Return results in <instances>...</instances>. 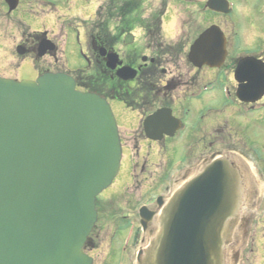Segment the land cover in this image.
Masks as SVG:
<instances>
[{
    "label": "flooded vegetation",
    "instance_id": "obj_1",
    "mask_svg": "<svg viewBox=\"0 0 264 264\" xmlns=\"http://www.w3.org/2000/svg\"><path fill=\"white\" fill-rule=\"evenodd\" d=\"M244 1L194 0L195 13L212 19L194 26L191 37L175 31L193 25L177 17L192 0H0L2 59L16 72L0 78L33 81L42 73H65L77 90L104 98L116 120L119 172L95 201L96 221L83 247L91 264H137L175 190L217 158L236 166L243 191L238 235L233 233L227 247L233 264H242L246 246L249 253L257 249L264 264V22L234 25L231 15ZM74 8L83 17L88 12L83 27H72ZM38 16L47 23L39 26ZM219 18L229 20L225 28ZM59 20L72 35L66 33L61 45ZM214 25L224 38L223 61L195 67L188 61L189 47ZM75 46L84 65L60 67V57L66 63L68 48ZM181 64L191 69L180 71ZM26 68L29 76L21 74ZM234 132L238 145L229 140ZM103 239L106 246L99 245Z\"/></svg>",
    "mask_w": 264,
    "mask_h": 264
},
{
    "label": "water",
    "instance_id": "obj_2",
    "mask_svg": "<svg viewBox=\"0 0 264 264\" xmlns=\"http://www.w3.org/2000/svg\"><path fill=\"white\" fill-rule=\"evenodd\" d=\"M224 44L211 26L188 61L219 66ZM119 140L107 101L71 76L0 78V264L92 263L82 248L96 197L119 172ZM242 197L236 166L213 159L175 190L137 264H225Z\"/></svg>",
    "mask_w": 264,
    "mask_h": 264
},
{
    "label": "rangeland",
    "instance_id": "obj_3",
    "mask_svg": "<svg viewBox=\"0 0 264 264\" xmlns=\"http://www.w3.org/2000/svg\"><path fill=\"white\" fill-rule=\"evenodd\" d=\"M62 1H65V0H62ZM262 1H264V0H245L242 3H239L240 8H238V10H235V12L231 15V19L234 22V25H238L239 28L243 29V28L246 27V25L248 23L247 21H249L251 19H256V21L264 22V11L262 13H260V10H259V7L262 4L261 3ZM255 6H257V7L255 8ZM198 9H199V6L197 4H195L194 0H192L191 3H187L186 4V10L183 11L184 13H181L177 17H178V19L180 18L179 19L180 21L187 20L188 23L191 22L193 25L190 26V28H188L187 25H185L187 27H180L179 26V28L175 31L178 35L179 34H184V35L186 34V35H190L191 37H193L194 34L196 33V31L194 30L195 29L194 26H197L198 24L199 25H201V24L204 25L207 22L211 21L212 18H211L210 15H204V14H199V13L196 14L195 12L196 11L198 12L199 11ZM60 11L61 12H59V14L61 15L63 10L61 9ZM43 13H45V12H43ZM70 14H72V16L76 17V18H71V23L73 24L72 27L75 26V28H78L80 26L83 27V25H84L83 21L87 19V22H88V20H90L87 17L88 12L83 17V11H81V9L80 10H76L74 8V10H72L70 12ZM38 18H40V19H38V22H37L39 26H43L44 23H47V21L45 20V17H43V16L39 17L38 16ZM218 20L221 23H224V24H222V26H224V28L226 27L225 22L229 21L226 18L225 19L224 18H219ZM63 24H64V22L59 20V24H58V40H59L60 45L63 42V40L69 34L71 35V33H70L71 31L68 30L66 27L62 26ZM38 25H34L33 27L37 28ZM172 31L174 33V29ZM1 32H3L2 29H0V38H2ZM66 33H67V36L65 35ZM175 36H177V35H175ZM5 49H6V47H3V50H2V48H0V74L1 75H7V74L8 75H12V74L15 75V73H16L15 70L11 69L10 72L8 71L9 69L6 67L8 65L7 60L2 59V56L5 53V52L3 53V51ZM58 49H60V52H59V56H60V53L62 52V47L59 46ZM63 49H66V47H63ZM68 50L72 51V55L68 56L66 63H64V57H62V58L60 57L59 66L64 68V69H68L69 68L71 70L72 69L76 70V69L81 68L84 64H83L82 59L78 55V51L79 50L77 49V47L76 46L75 47H70V48H68ZM181 65H182V67L179 68L180 71L185 72V71H188V70L191 69L189 66H185L184 64H181ZM21 74L24 75V76H29V74H31V73H29V68H26V69H24L21 72ZM203 76L205 77L206 75L203 73ZM113 104H112V108H113ZM114 106L117 107V104L115 103ZM212 107L215 108V104L214 103L212 104ZM129 117H131V114H129ZM208 131H209V129H208ZM240 139H241L240 136L234 132V133H232V137L229 140H230V143H232V145H234V144L238 145L240 143V141H241ZM262 139L264 140V137ZM226 142H227V140H224L223 142H220V145L218 144V148L222 147V144L223 143L226 144ZM132 145H133V143L130 141L129 142V146H130L131 150L133 149ZM149 149L151 150L152 147L151 148L149 147ZM244 151H246L249 154L247 149L244 150ZM132 152H133V150H132ZM262 154L264 155V149H262ZM247 160L250 162V166L254 165L256 167V164L253 162V160H249V159H247ZM261 165L262 164H259L260 167H261ZM115 183H117V182H115ZM111 224L108 226L107 229L102 230V234L101 235H103V237H104V235H108L109 234L108 232H109V228L111 227ZM234 233L236 234V232H234ZM235 234H233V236H232V241L235 239ZM236 235H238V234H236ZM99 245L100 246H106V239L101 240ZM232 245H235V244H232ZM256 246L257 245L254 244V249L256 248ZM248 247L249 246H246V248L244 250V257L245 258H243L244 261L242 262V264H248V263L261 264L262 263L261 258L258 257L257 255H255V253L257 252L256 251L257 249L254 250L253 253H249L248 252ZM259 247H260V252H262L261 245L257 246V248H259ZM237 250L238 251L241 250V247L239 246ZM242 251H243V249H242ZM225 260H226V264H229V263L233 264V259L230 256V248H227V250H226V259Z\"/></svg>",
    "mask_w": 264,
    "mask_h": 264
}]
</instances>
